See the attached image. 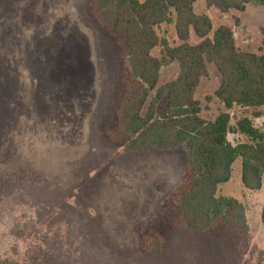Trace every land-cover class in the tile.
Listing matches in <instances>:
<instances>
[{
	"label": "rangeland",
	"instance_id": "rangeland-1",
	"mask_svg": "<svg viewBox=\"0 0 264 264\" xmlns=\"http://www.w3.org/2000/svg\"><path fill=\"white\" fill-rule=\"evenodd\" d=\"M85 1L0 0V93H8L0 97V264H264V174L259 189H246L240 159L217 195L242 203L246 234L219 221L193 230L178 219L161 252H137L133 224L152 216L177 184L186 152L181 145L126 158L122 147L98 134L97 122L110 117L115 64L125 53L95 27ZM194 10L206 13L214 28L229 25L238 48L264 53L259 49L264 3L222 13L197 0ZM156 32L170 45L176 41L172 22ZM198 40L191 31L189 41ZM177 70L175 61L166 60L159 82ZM57 71L73 80L82 77L92 99L82 103L73 91L65 105L57 95L46 98ZM31 83L43 93L41 115L48 118L33 129L22 115L24 103L14 101L16 88L26 92ZM218 83L208 63L196 90L206 118L220 107L216 100L205 101ZM254 124L264 130V116ZM228 139L235 143L241 137Z\"/></svg>",
	"mask_w": 264,
	"mask_h": 264
},
{
	"label": "trees",
	"instance_id": "trees-1",
	"mask_svg": "<svg viewBox=\"0 0 264 264\" xmlns=\"http://www.w3.org/2000/svg\"><path fill=\"white\" fill-rule=\"evenodd\" d=\"M196 1L84 3L95 27L125 53L115 64L112 110L109 118L97 122L98 134L106 143L122 147L126 158L167 152L181 145L186 152L177 184L152 216L133 224L140 254L161 252L178 219L193 230H205L219 221L246 234L242 203L231 196L217 195V189L229 180L237 159L243 186L257 190L262 184L264 130L254 124V119L264 116V53L238 48L231 27L220 24L214 28L206 13L195 12ZM204 2L227 13L242 12L247 3L264 0ZM170 22L176 35L172 45L156 32L160 24ZM191 31L199 38L197 42L189 41ZM259 42V49L264 50V28H260ZM158 47L159 55L153 53ZM166 60L175 61L178 70L175 77L160 83V68ZM208 63L215 66L219 83L205 101L216 100L220 107L206 118L196 90ZM59 74L57 71L54 83L52 78L48 82L53 91L46 98L57 95L59 105H65L73 91L82 103L92 99L90 88L88 92L82 86V77L73 80L65 72ZM33 85L26 92L16 88L14 94L15 102L24 103L22 115L32 129L48 119L41 115L43 93ZM6 95L0 93L1 98ZM14 106L17 111L19 107ZM228 134L241 139L232 143ZM260 218L264 225V205Z\"/></svg>",
	"mask_w": 264,
	"mask_h": 264
},
{
	"label": "crops",
	"instance_id": "crops-1",
	"mask_svg": "<svg viewBox=\"0 0 264 264\" xmlns=\"http://www.w3.org/2000/svg\"><path fill=\"white\" fill-rule=\"evenodd\" d=\"M250 3H251V2H250ZM250 3H247V4H246L245 9H244L245 12L248 11ZM263 26H264V25H263ZM263 28H264V27H263Z\"/></svg>",
	"mask_w": 264,
	"mask_h": 264
}]
</instances>
